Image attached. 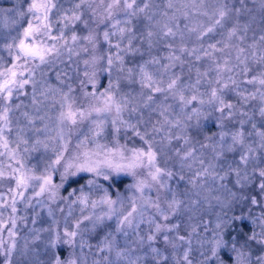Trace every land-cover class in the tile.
I'll use <instances>...</instances> for the list:
<instances>
[{
	"label": "snow or ice",
	"instance_id": "1",
	"mask_svg": "<svg viewBox=\"0 0 264 264\" xmlns=\"http://www.w3.org/2000/svg\"><path fill=\"white\" fill-rule=\"evenodd\" d=\"M239 2L237 8L230 0H163V7L155 0H29L26 11L0 8V23L6 28L31 17L2 45L10 59L0 56L3 264H14L17 253L23 257L31 253L30 264H88L91 253L84 249L92 246L85 234L112 220L114 232L96 246L103 255L91 264H143L149 258L150 264H264V254L254 257L252 251L255 244L264 253V210L255 217L223 212L237 201L264 209V199L257 198L264 197V119L259 128L253 122L257 111L264 117V28L247 42L255 17L244 0ZM260 4L264 9V0ZM14 11L16 19L11 17ZM245 16L249 19L242 23ZM141 17L147 21L143 30L134 24ZM78 24L86 34L77 32ZM160 42L166 50L163 56L152 52ZM145 44L146 59L141 50ZM65 59L76 65L72 71L77 77L83 65V78L75 88L64 69L55 71L58 84L50 82L49 70ZM102 74L108 77L107 87L99 91ZM230 93L235 103L228 99ZM253 102L255 111L246 110ZM208 105L218 113L221 129L200 144L215 153L211 161L192 146L186 123L199 124L207 117ZM28 108L31 111L23 110ZM153 113L158 117L154 123ZM237 118L240 126L226 131V122ZM249 123L251 132L244 128ZM122 130L138 137L143 146L122 144ZM74 133L78 135L73 145ZM109 135L112 139L102 142ZM252 136L258 139L249 143ZM173 141L180 146L171 147ZM161 144L171 148L182 167L198 165L187 178L197 189L193 197L187 196V189L172 190L177 175L167 166V154L157 147ZM226 152H238L239 160L227 163ZM34 153L40 156L30 163ZM82 173L90 174L86 185L61 195V189ZM232 175L241 191L249 185L255 186L253 191L258 188L257 196L231 191L223 182ZM124 176L132 177L133 183L123 192L109 191ZM98 180L111 183L105 187ZM161 189L166 190L163 197ZM61 202L67 207L63 226L56 219L57 211L65 212ZM20 205L25 212L36 205L46 209L52 218L49 227L32 228L30 236L20 237L19 226L27 221L20 215ZM214 205L222 212L210 229L201 209ZM76 209L79 216L73 217ZM245 219L253 225L251 234L231 236L232 222ZM42 233H47L43 239ZM118 234L125 238L124 247L116 242ZM37 241L43 247L30 248ZM158 241L163 247L156 246ZM137 249H143V255ZM168 249L172 251L166 255Z\"/></svg>",
	"mask_w": 264,
	"mask_h": 264
},
{
	"label": "rangeland",
	"instance_id": "2",
	"mask_svg": "<svg viewBox=\"0 0 264 264\" xmlns=\"http://www.w3.org/2000/svg\"><path fill=\"white\" fill-rule=\"evenodd\" d=\"M23 2H24V8L21 7V9H20V6H22ZM28 2H29V0H19V3H17V0H15L14 3L16 4V7L18 6L16 8V10L18 9L19 11H26ZM155 4L157 6H159V7H163V0H155ZM11 17H12V19H16L15 11L11 14ZM30 19H31L30 16H26L23 19H20L19 23L12 24L10 27H7V28L3 26V23H0V56H3L6 61L8 59H10V57H8L7 52L2 48V45L5 42H10V40L6 39V38H9L11 36H15L18 31H22V29L27 26V21L30 20ZM134 24L137 25L138 27H141V29L143 30L144 26L147 24V21H145L144 18L141 17L138 20L134 21ZM181 24L183 25V21L181 22ZM79 26H80V24H78L76 26L77 32L79 34H86V33H83V32L79 31V29H78ZM137 43L139 44V41H137ZM141 50L145 52L144 58L146 59L147 58L146 44L145 45H141ZM152 52L155 55H161V56L165 55L166 54V50H165V48L163 46V42H160L159 44H157V46L152 50ZM76 59H78V58L73 57V60H76ZM74 67H76V65H74L72 63V61H68L67 59H65V63L64 64L57 65V68L55 70H49L48 76H49L50 82L53 83V84H58L59 82L55 80V71L60 70V69H64V70H66L68 72V75L70 77H73V79L69 80L68 82L72 83L73 87L75 88L77 83L79 82V79L83 78V65H82V63L79 65V68H80L79 77H77L76 74L72 71V69ZM204 67H206V65H204ZM176 70L179 71V68H177ZM202 70H203V68H202ZM185 72H187V67L185 68ZM193 75H194V73H193ZM102 76H103V74L100 76V80H99V91H100V89H102V91H103V89L105 87H107L108 77L107 76L103 77L104 78V80H103ZM133 87H135V86H133ZM124 90L127 91L128 89L125 88ZM201 90L203 91V89H201ZM29 91H30V89H29ZM77 92H79L78 88H77ZM20 100H22L25 105L29 104V100L26 97H20ZM17 102H19V101H17ZM174 108H175V105H174ZM23 110L31 111L30 108L23 109ZM16 115L19 116V112H17ZM148 116H149V114H148L147 110H145V119L146 120L148 119ZM157 118L158 117L156 116V114L153 113L152 116H151V122L154 123ZM20 122L22 124L24 123L22 118H21ZM208 123H211V122H208ZM141 127L143 128L144 126L142 125ZM148 127L150 128V124L148 125ZM214 134H216V132L207 133V135H209V136H214ZM77 135L78 134L74 133V135L72 137V144L73 145L76 142V136ZM162 135H163V133H161L160 135L157 136V140L158 141L160 139V136H162ZM199 139L202 140L203 137L201 136V137H199ZM108 141H109V137H107L106 140H102V142H104V143H107ZM140 146H143V145H142V142L139 139L138 143L134 147H140ZM179 146H180V144L178 142L173 141V144H172L171 147L174 148V147H179ZM168 154L171 155V152H169ZM227 154H228V152L225 153V161H226ZM47 155L48 156H52L51 151H49L47 153ZM39 156H40V153H34L33 154V158L30 160V163H35L36 159ZM161 160H163V157H161ZM238 160H235V161H238ZM172 170H173L174 173L177 172L179 170V166L177 165L175 167H172ZM59 171H62V169L58 170V172L56 174L57 178H58V175H59ZM89 176H90V174H89ZM189 176H191V173H188V175L186 176V179L183 180V181L179 180V177L176 176L171 181V185L174 188H178L179 190L186 189L187 187H190V185H187V183H186L187 178ZM128 177L133 181L132 177H130V176H128ZM89 178H91V177H85V178L83 177V179L81 180V182L78 185L73 186V187H69L68 190L65 191V193H63L62 189H61V195L67 196L68 192H70L72 189H79L81 186L86 185L87 179H89ZM100 183L104 184V186L107 187L109 182H105L103 180H100ZM223 183H225L227 185V187L232 191L233 186L229 183V181L226 180ZM228 184H230V185H228ZM126 188H124V190H121V191L122 192L125 191ZM116 191L112 190L111 192H116ZM257 193L258 192L256 191V193H254V196H257ZM93 198H95V197H93ZM257 198L258 199H264V197H259V196H257ZM53 207L55 208L56 205H53ZM59 207L65 208V212L64 213H60L58 211L56 212V219L60 220L61 226H63V223H64V219L63 218H64V216L67 213V207H66V205L63 202H61L59 204ZM20 208H21L20 215H22V216L26 215L27 217L30 218L29 221L20 224V226H19L20 227V237H23V236H26V235L30 236L31 235L30 230L32 228H48L49 225L51 224L52 218L48 217L47 210L46 209H42L40 205H36V207L34 209H29L27 212H25L23 210V205H20ZM214 208H215L216 211H219L221 209V207L219 205H214ZM254 208H255L254 211L257 214H259L262 210H264V209H262V207L260 205H254ZM224 210H227V208L223 209V211ZM36 212L40 213L39 217H37L35 215ZM76 216H79V210L78 209L74 210V212H73V217H76ZM34 219L36 220L35 224L32 223V221ZM203 219L208 224V227L211 229L213 227V224H214V217L213 216H203ZM114 227H115V221L114 220L106 221L104 225L98 226L95 231H90V232L85 234L84 239L87 241V244L92 246V248L89 249V248L85 247L84 251L86 253H89V252L91 253V255H90L91 259H93L94 257L95 258H99L101 255H103L102 253H97L96 252V246L99 245L102 242L104 236L108 232H114ZM243 228L246 229L247 225H244ZM141 229L146 230L147 229V225H141ZM236 231L237 230H235V227H233V224H231L228 227V232L230 234L232 233L231 236L235 237V235L233 233L236 232ZM257 231H258V229H257ZM141 234H143V232H141ZM181 234L183 235V234H185V232L182 230ZM41 235H42V239H43V238H45L47 236V233H42ZM20 242L22 244L23 240L21 239ZM116 242H117V244L120 247H124L125 238H124L123 234L116 235ZM156 246L163 247L162 243L159 242V241L157 242ZM42 247H43V245H42V243L40 241H37L36 244L30 245V248L39 249V248H42ZM133 247L135 248L136 246L133 245ZM67 251L68 250L65 247L64 252H63L64 256L67 255ZM171 251H172L171 249H168L165 252V254L168 255V254L171 253ZM252 251H253V256L254 257H255V255L264 254V253H261L259 251V249L257 248V246L255 244H253V246H252ZM137 254L143 255V249H137ZM194 256L196 257V259H199L198 254L195 253V252H194ZM30 257H31V253L29 254V257H23V256H20L19 253H17L14 256V264H30ZM40 258L43 259V260L47 259V257L44 256V255H42ZM110 258H114V253L112 254V257H110ZM0 264H3V257L2 256H0ZM143 264H150V258H149V260L144 261ZM194 264H195V261H194Z\"/></svg>",
	"mask_w": 264,
	"mask_h": 264
},
{
	"label": "trees",
	"instance_id": "3",
	"mask_svg": "<svg viewBox=\"0 0 264 264\" xmlns=\"http://www.w3.org/2000/svg\"><path fill=\"white\" fill-rule=\"evenodd\" d=\"M14 1L15 0H0V8H11V9L16 10V8L18 6L16 7V4L14 3ZM230 2L234 3L237 8L241 7L239 0H230ZM254 4H255V0H244V5L246 6V8L252 10L250 13V16L255 15V21L252 23L251 28L248 32V41H247L248 43L252 42V38L254 35L256 37H258L261 34V29L264 28V21H260L259 15L256 14V9L254 7ZM21 7L24 8V2L22 4V6H20V9H21ZM64 7H66V8L71 7V4L65 3ZM247 19H249V16H245L241 22L244 23L247 21ZM78 29L80 32L86 33L83 29V25L80 24ZM136 59L137 60L140 59L139 55H137ZM105 76H107V75L103 74V76H102L103 80H104L103 77H105ZM100 91H102V89H100ZM77 94H79V92H77ZM228 99H230L234 103L236 102V97H235L234 93H230L228 95ZM246 110L255 111V102H253L252 106H246ZM253 122L257 123L258 128L260 127L261 119L258 117V115H255ZM204 124H205V128L207 130V133H212V132L217 133L220 130L219 124L214 120L211 121V123L204 122ZM239 126H240L239 125V118H237V119H234L230 122H226L225 130L226 131H234ZM244 128L247 132L252 131L250 123L245 125ZM108 137H109V140L112 139L111 135H109ZM257 139L258 138L254 137V136L248 137V142L252 143L254 140H257ZM138 140H139V138L134 136L130 131H128L126 134H125L124 130L121 131L120 142L122 144H126L128 147H134L138 143ZM238 159H239V153L238 152L228 153L227 157H226V162L232 163L233 161L238 160ZM251 166L252 165H250L249 168H251ZM83 177L85 178V177H90V176L87 173H82L80 175V177L76 178L75 182L70 181L68 184H66L65 188L62 189V192L65 193V191H67L69 187H73V186L78 185L81 182V180L83 179ZM227 181H229V183L233 186L232 191L236 192L237 196H240V195H252V196H254V193H256V191L258 192V188H256L255 191L252 190L255 187L254 185H249L248 189L241 191L240 186L235 185V176L234 175L229 176ZM57 182H59L58 178H57ZM109 183H111V182H109ZM131 183H133V181L128 176H124L120 180H118L117 182L113 183L112 188H110L109 190L110 191H112V190L113 191H116V190L121 191V190H124V188H126ZM230 184H228V185H230ZM107 187H108V185H107ZM233 204L235 205L234 207H232L231 209L227 208V210H224L228 216H239L241 214H243L244 216H248L249 213H251V216H253V217L259 215L254 211L255 210L254 205L247 204V202H244V204L233 202ZM242 209H243V213L241 211ZM29 220H30V218L27 217V221H29ZM232 224H233V227H235V230H237L236 232L233 233L235 236L237 235V233L251 234V231L253 230V225L251 224L250 220H248V219H245L243 221L235 220L232 222ZM244 225H247L246 229L243 228Z\"/></svg>",
	"mask_w": 264,
	"mask_h": 264
},
{
	"label": "clouds",
	"instance_id": "4",
	"mask_svg": "<svg viewBox=\"0 0 264 264\" xmlns=\"http://www.w3.org/2000/svg\"><path fill=\"white\" fill-rule=\"evenodd\" d=\"M254 7L256 9V14L259 15V19L260 21H264V9L261 8V4H260V0H255V4ZM85 19H89V16L86 15ZM255 17V15H254ZM255 21V20H254ZM91 23H95V17H91ZM178 111V110H177ZM206 111H207V117L202 119L199 124H197L195 121H186V123L188 124V135H190L192 137V146H194L197 149V153L198 154H202L203 157L209 161L213 160L215 153L210 149V148H201L200 144L201 143H208V141L205 140L207 135V130L205 128V124L204 122H211V121H216V117L218 116V113L212 111V108L210 105L206 106ZM256 115H258V117L262 120L264 119V117H261L259 112L257 111ZM203 137V139H199V137ZM183 147V145H181ZM162 152L167 154V166L172 168L175 166H179V170L177 172H175V174L177 176L179 175H183L185 178L188 175V173H191L193 171V169L195 167H198V165L193 166V168H189L186 164L182 167L181 166V161L179 159V157L175 156V154L172 152L170 147H165L164 145H158L157 146ZM171 152V155H169L168 153ZM164 159V157H163ZM146 172V170H144ZM98 183H100V180H98ZM187 183V181H186ZM187 185H189L187 183ZM128 187V186H127ZM172 190L178 191L180 193H184L185 189L183 190H179L178 188H174L172 185ZM216 187H219V184L216 185ZM127 189V188H126ZM187 196L188 197H193L195 191H197V189H193L190 185V187H187ZM166 190L161 189L160 193L161 196L163 197V194ZM152 192H156V188L152 189ZM221 196H226V194L224 192H220L219 193ZM236 203H240L242 204V202L237 201ZM235 205L233 204L232 207H234ZM222 212V210L220 209L219 211H216L214 207L212 208H207L206 206L204 208L201 209V214L203 216H213L214 217V224L213 227H215V222H216V218L218 215H220ZM212 227V228H213ZM92 259L90 258V255L88 256V264H91Z\"/></svg>",
	"mask_w": 264,
	"mask_h": 264
}]
</instances>
